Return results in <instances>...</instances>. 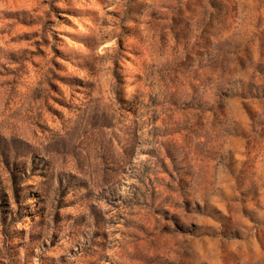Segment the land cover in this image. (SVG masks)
<instances>
[{
  "label": "rangeland",
  "instance_id": "obj_1",
  "mask_svg": "<svg viewBox=\"0 0 264 264\" xmlns=\"http://www.w3.org/2000/svg\"><path fill=\"white\" fill-rule=\"evenodd\" d=\"M0 264H264V0H0Z\"/></svg>",
  "mask_w": 264,
  "mask_h": 264
}]
</instances>
